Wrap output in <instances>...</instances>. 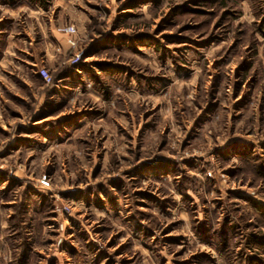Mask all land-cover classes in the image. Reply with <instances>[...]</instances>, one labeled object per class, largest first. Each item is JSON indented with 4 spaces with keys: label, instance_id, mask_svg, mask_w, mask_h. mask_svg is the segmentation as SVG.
Listing matches in <instances>:
<instances>
[{
    "label": "rangeland",
    "instance_id": "rangeland-1",
    "mask_svg": "<svg viewBox=\"0 0 264 264\" xmlns=\"http://www.w3.org/2000/svg\"><path fill=\"white\" fill-rule=\"evenodd\" d=\"M0 264H264V0H0Z\"/></svg>",
    "mask_w": 264,
    "mask_h": 264
},
{
    "label": "built area",
    "instance_id": "built-area-1",
    "mask_svg": "<svg viewBox=\"0 0 264 264\" xmlns=\"http://www.w3.org/2000/svg\"><path fill=\"white\" fill-rule=\"evenodd\" d=\"M60 31H62V33H64L66 36H67V43L70 45V46H74L75 45V35H76V29L74 26H66L64 28H62ZM38 73L41 77H43L45 79V81L47 82H51L52 80V77L51 75L49 74V71L48 69L46 68H40L38 70ZM44 184H47L46 181H44Z\"/></svg>",
    "mask_w": 264,
    "mask_h": 264
}]
</instances>
